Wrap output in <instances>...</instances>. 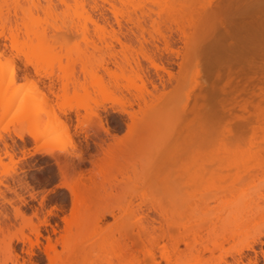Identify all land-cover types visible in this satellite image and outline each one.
Here are the masks:
<instances>
[{"label":"rangeland","instance_id":"1","mask_svg":"<svg viewBox=\"0 0 264 264\" xmlns=\"http://www.w3.org/2000/svg\"><path fill=\"white\" fill-rule=\"evenodd\" d=\"M204 1L0 0V31H8L15 14L24 23L14 47L0 37L7 58L0 57V95L15 86L25 97L20 109L0 100V264H52L45 245L52 240L62 252L64 218L78 214L76 190L88 201L79 212L85 228L72 227L76 254L83 256L76 264H153V254L159 264L178 255L179 264H264V199L250 204L264 194L263 128L247 131L236 151L213 133L173 166H152L165 134L185 132L178 114L191 96H201L196 82L211 81L201 70L216 59L209 56L216 41L223 48L236 44L248 11L264 19L263 1ZM148 57L171 75L155 70ZM63 83L66 92L54 96ZM138 97L149 102L146 110L141 103L143 112ZM252 97L259 99L242 92L234 112ZM43 129L48 132L37 136ZM188 157L207 167L200 181ZM168 234L186 238L177 252Z\"/></svg>","mask_w":264,"mask_h":264},{"label":"bare ground","instance_id":"2","mask_svg":"<svg viewBox=\"0 0 264 264\" xmlns=\"http://www.w3.org/2000/svg\"><path fill=\"white\" fill-rule=\"evenodd\" d=\"M210 1H212V0H205L204 2H207V4H210L211 3ZM259 1L260 2L263 1L262 4L264 6V0H259ZM206 5H203L202 8H204ZM218 7L220 8V6H218ZM221 8H222V6H221ZM0 11H2L1 8H0ZM256 11H259V10H256ZM261 11L262 12H260V13H262L261 15L263 16L264 15V7ZM221 12H222V10H220V11L218 10V12H217L218 14L217 13L216 14L220 15ZM257 14H258V16L260 15L259 12H257ZM15 15L16 16H15V19L13 20V22H11L8 25V31L7 32H5L6 30L0 31V37H2V38L4 37L5 40L8 39L10 41L9 45L12 47L15 46V42L17 40L18 33H19V31H21L20 26L22 28V26L24 25V23L22 21L20 22V20H18L17 14H15ZM195 16L197 17L198 14H196ZM222 16H223V12L221 14L220 19L217 18V20L221 21ZM241 17H243V19L240 21V28L238 29V32H239L238 35L239 36L237 38V43L234 45L228 46L227 48H223L222 46H220V44L222 43L221 39H218L216 41L215 47L212 48V50H210V52H209V56L215 55L216 59L214 61H210L206 65L205 69L201 70V73H203V76H205L206 78H211V81H205L204 79H202L201 82L197 81L196 87H198V89H199V94H197V95H201V96L200 97H198V96L194 97V95L196 93L193 96H191V97H193L190 100L191 103L189 102L191 107L188 108L189 107V103H188L186 108L183 109V111L180 114H178L179 120L178 121L176 120V121L179 123L182 121L185 122V124H184L185 132L183 131L184 133H182L181 131H177L176 133H174L176 129H173V130H171V132L169 131L170 132L169 134L168 133L165 134L166 137L164 136V140L162 143L163 146L162 145L161 146L162 147L169 146V147H167V148L166 147L156 148V151H158V152L155 154L154 163L152 164V166L155 165L156 168H161L162 171L165 170V168H169V166L171 167V165L173 166L175 161H177V163L180 162L179 161V160H181L180 158H182L183 155L186 154L185 151H188V148H190V147L192 148L194 146L195 148H199V149L201 148L202 149V147H200V146L203 145L207 141V139L211 135H214V134L220 135L222 142L226 141L225 142L226 144L228 142L227 146H226V144L225 145L222 144V146H224L226 148V150L228 149L229 151L230 150L236 151V149L238 148V145H239V144L237 145V143H239L241 141V138L243 137L244 134L247 133V131L249 132V130H250L251 132L253 131V133H256V131L258 129H262V128L264 129V19L261 20V18H260L258 20L256 18L255 11H254V13L253 12L251 13L250 11H248V13L244 14ZM209 18H210V16H209ZM209 18H205L202 21L203 24H206V25H204L205 27L206 26L208 27L207 23L209 22ZM116 19H118V18H116ZM221 23H222V21H221ZM204 30L205 29H203V31ZM187 31L189 32V30H187ZM197 32H198V30H197ZM192 33H194V36H195V31ZM188 35H189V33H188ZM203 35H202V37H206L205 34H203ZM185 36H187L186 33H185ZM189 36L191 37V40H194V37L191 36V34ZM189 36H187V37H189ZM187 37H185V39H189ZM230 37H231L230 35L229 36L223 35L222 39L224 40V39H227ZM199 38L200 37L198 34V39ZM5 51L6 50H3V49L0 50V57H2V56L5 57ZM223 56L226 58L225 61H223ZM149 60H150L151 66L153 65L152 67L153 68L155 67L154 68L155 70L158 71L160 68H162V70L164 69L165 71H167V73H169L168 72L169 70H166V68L164 66H161L156 62L154 63V60L151 61L152 60L151 58H149ZM118 65L116 64V66H118ZM24 66L26 68L27 63H25ZM104 69L106 70V68H104ZM22 70H23V68H22ZM111 70H110V72L112 73L113 71H111ZM121 70L122 69H120V72H122L124 70V68L122 71ZM137 70L138 69H136V71ZM23 71H25V73H26L25 69ZM136 71L134 73L136 74L135 76L138 77L137 73L139 74V71L138 72H136ZM170 73L168 74L169 76L171 75ZM11 75H12L11 76V82L14 83L13 73H11ZM141 76H143V74L140 75V78L138 77L139 80L142 79ZM116 77H117V75H116ZM25 79L27 81L29 80L27 73L25 74ZM144 83H145V81H144ZM144 83H141V84L143 85ZM219 83L220 84L222 83V84L219 85ZM146 84H145V86H146ZM153 85H155V84H153ZM53 87H54V85L52 86V88ZM65 88H66V85H64V83H63L62 89L60 86L61 91L55 92V89H54V90H52L51 93H53L54 96L59 97L61 95H59L58 93L63 92L64 90L66 92L67 88L66 89ZM139 88H141V86ZM157 88L158 87L156 86L155 89L158 90ZM257 88L260 90L258 94L255 93V90ZM57 90H59V89H57ZM249 90H251V93L253 96H255V95L259 96V99L255 100L253 97L249 98V99H245L244 103L239 105L241 108L240 109L241 113H235L234 112L235 107L237 106V104H239L238 96L242 92H248ZM138 91H139V89H138ZM141 91L143 92V89H141ZM164 92L165 91H162V93L161 92L160 93L163 94ZM158 94H159V92H158ZM219 94L228 95V96H227V98H219L218 97ZM21 95H22L21 88L14 86L13 88L10 89L8 95L1 94L0 100L3 99V103H4V106L6 108H13L15 106L17 107V105H18L17 108L20 109L23 107V105L25 103V97L23 99V95H22V97H21ZM140 96H141V94H140ZM159 96L157 95L156 97H159ZM156 97H155V100L156 99L159 100ZM161 97H162V95H161ZM138 99L137 98L135 99V100L139 101V105L137 103L138 107L142 103V106L144 105L145 108L140 106V109L144 108L146 110V108L149 107V105L146 106L149 103V102H147L148 100L146 99V97H138ZM141 100H142V102H141ZM130 103H134V102L131 101ZM142 109H141V111H142ZM137 111L140 112L139 108ZM130 114H132V113H130ZM179 123H178V125L181 126L182 124H179ZM129 128H130V126H129ZM179 130H180V128H179ZM104 131L105 132L107 131L106 133L109 134V132H110L109 127L108 128L106 127V129H104ZM131 131H132V129H131ZM47 132H48L47 129L38 130L37 136H40L43 133H47ZM132 132H134V131H132ZM165 141H166V143H165ZM232 143L233 144L235 143V145H237V147L234 148ZM157 149H159V150L165 149V150L159 151ZM106 150H108V149H106ZM106 150H105V152L107 153L108 151H106ZM109 151H110V149H109ZM107 155H108V153H107ZM186 157H187V154H186ZM190 158L191 157H188V160H190L192 162L193 159H190ZM185 160L182 159V161H184V162H185ZM188 160H186V161H188ZM190 161L184 163V167H187L186 165L189 164L187 169L188 168L190 169ZM193 162H194V160H193ZM193 162H192V166L194 165ZM92 163H94L93 160H92ZM171 163H173V164H171ZM96 164H97V162L94 165L96 166ZM164 166H166V167L164 168ZM196 166L198 168H196ZM193 167L195 168L194 174L197 175L199 173L197 176L194 175V177H195L194 180L196 182H197V179L200 181V179H202V173L205 174V170H202V169L206 168V170H207V167H203V166L201 167L200 165L198 166V164L194 165ZM199 167H201V168H199ZM196 169L198 170L197 172H196ZM151 171L153 173L154 178L159 179V174H160L159 171L158 170L156 171L152 168H151ZM96 173H97V171H96ZM156 174L158 175L157 177H156ZM76 189H78V188H76ZM77 191L78 190L72 192L73 198H74V199H72L74 201V205L72 207H75L78 214L76 213L77 214L76 217H73V218H71V216H68L70 218V219L66 218V220L69 219L68 221H66L64 218V221L67 222L66 231H65V234L61 238L62 240L57 242V243L61 242V244H62L61 245L62 246L61 251L63 252L64 258H63L62 252H60V250H58V248L56 247L54 242L51 243L52 240L51 241L49 240L51 238H46V240L48 239L47 243H48V241H50V242L45 245L47 247V248L45 247V251H46L48 257L50 258L52 264H64V263L66 264V263H71V262L75 263L74 259L76 257H77V260H75V261H79L83 258V256L81 255L82 258L80 257L78 259V254H76V251H75V247H76L75 244L76 243H74L75 242L74 237H76V235H75L76 233L73 235L74 230L72 229V227L74 226L75 229H77V226H78L79 227L78 230H82V228L83 229L85 228L82 221H81V218L83 217L84 214H82V212H81L82 215H80L79 212L82 208L84 209L86 207V206L83 207L84 204L87 203L86 205L88 207V201L83 202L84 203L83 204L81 201H82V199H84L83 201H85L86 198H85V196H84V198H82V194L79 191L78 192ZM251 198H252L251 199L252 202H251V200H249L250 198L248 199L251 202V203L249 202L250 204L259 205L260 200L264 199V194H259L256 196L254 195ZM87 200H88V198H87ZM246 202H247V204H249L248 201H246ZM257 202H259V203H257ZM157 209L158 208L155 209L156 212L158 214H160V216L164 217L163 216V214H165L164 211L161 209H158V210ZM74 212L72 211V216H73ZM84 217H85V215H84ZM140 220L141 219H139V221ZM36 227H33V228H35L34 230L38 235L39 231L38 232L36 231V229L38 230V227L37 228ZM152 227H154V226H152ZM161 227L162 226H160V228ZM34 230H33V232H34ZM36 233H35V235H36ZM163 235H165V234H163ZM168 235H169L170 240L172 242L173 251L177 252L180 244L185 242L186 238L182 235H175V234H168ZM38 236H35L36 241H33L31 239H29V240L33 241L34 244H36V242L38 240L37 239ZM73 238H74V240H73ZM38 241H40V240H38ZM55 243H56V241H55ZM262 243L263 242L261 241V244ZM34 244H32V245H34ZM36 246H37V244H36ZM33 247H35V246H33ZM246 249H249V250L253 249V245H250V244L247 245ZM208 250H209V247H207V246H205L202 249V251H208ZM263 252L264 251L262 250V254H263V258H264ZM64 253H66V256ZM240 254H242V253H240ZM154 257L155 256L153 254V256H152L153 264H159L158 262H156V259ZM237 257H238V255H237ZM72 258H73V260H71ZM172 258L169 256H168V258L166 257V259L169 261V264H179L178 261H180V259H181L179 255L176 256V258H173V259ZM65 260H67V261H65ZM237 262H238L237 260H236V262L234 261V264H236ZM240 262H242L241 259L238 263L240 264ZM231 263H233V262H231ZM242 264H244V263L242 262ZM253 264H254V262H253ZM255 264H256V261H255Z\"/></svg>","mask_w":264,"mask_h":264}]
</instances>
